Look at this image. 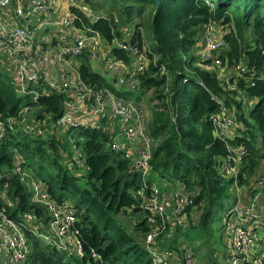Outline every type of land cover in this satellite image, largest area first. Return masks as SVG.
I'll return each mask as SVG.
<instances>
[{
  "label": "trees",
  "instance_id": "1",
  "mask_svg": "<svg viewBox=\"0 0 264 264\" xmlns=\"http://www.w3.org/2000/svg\"><path fill=\"white\" fill-rule=\"evenodd\" d=\"M84 1L96 15L92 19L72 5L70 9L77 14L76 25H91L107 43L118 35L114 9L127 22L132 15L142 14L148 1L153 5L147 28L153 39L152 51L158 55L156 60L152 59V51H147V66L138 72L130 65L129 55L112 46V53L128 66L121 74L108 77L95 70L87 51L78 56L77 71L93 88L105 87L138 104L147 90L151 91L147 98L146 131L156 143L151 147L146 180L169 182L172 187L181 185L194 201V207L187 209L188 216L191 209L200 210L195 221H188L184 229L185 223L176 226L170 237H159L161 247L168 246L180 254L184 242L179 236L196 231L198 237H191L201 239L205 232L210 234L215 208L222 213L232 204L234 182L247 185L251 192L258 176L264 155V78L260 77L264 68V0H160L157 6L153 0H132L141 3L137 7L134 3ZM105 4L107 13H99L96 7ZM208 22L224 25L227 46L218 50L222 62L232 67L244 61L253 74L235 75L234 89L226 87L224 78L207 68L202 54L197 52ZM138 25L134 24L128 40L141 47L143 34ZM120 75L126 81L119 82ZM131 75L137 79L134 87L127 84ZM33 91L37 92L36 98L32 97ZM216 96L229 108L235 106L234 116L240 122L227 139L245 151L236 176H225L218 170L219 159L226 155L228 146L224 138L214 136L210 115L219 107ZM65 99L63 92L49 88L43 81L30 83L25 92H19L13 73L0 57V120L5 123V133L0 136V207L16 220H22L24 212L39 216L44 211L15 171L20 162L24 170L28 169L47 187L52 198L72 204L80 228L82 253L69 255L74 258L68 259H64L65 252L26 230L29 264H152L144 242L149 229L146 212L134 193L143 182L141 173L134 171L123 149L110 146L115 132L104 127V120L98 126L67 125V135L76 138V144L81 146L85 168L78 169L82 167L75 160L62 161L64 145L56 120L64 110ZM242 100L253 101L248 116L259 130V144L246 134H251L252 125L242 112ZM23 105L35 109V120L45 126L44 134L26 132L19 122L8 126L7 118L17 117ZM229 246L227 243V251H223L226 255L222 253L226 259ZM92 251L98 258L92 256Z\"/></svg>",
  "mask_w": 264,
  "mask_h": 264
},
{
  "label": "built area",
  "instance_id": "2",
  "mask_svg": "<svg viewBox=\"0 0 264 264\" xmlns=\"http://www.w3.org/2000/svg\"><path fill=\"white\" fill-rule=\"evenodd\" d=\"M55 5L56 0H0V53L6 56L4 61L10 65L17 90L23 93L30 83L43 81L49 88L63 92L66 96L64 110L56 120L57 125L98 126L104 120V127L115 132L110 146L123 149L134 171H139L143 177L142 184L134 193L139 199V206L146 212L149 229L144 242L151 255V263L193 264L192 250L184 243L178 255L159 244V237L172 235L176 226L187 220V209L194 207L191 193L183 190L181 185L172 187L169 182H147L151 147L155 140L146 131L147 121L142 108L132 98L117 96L105 87L93 88L81 79L77 71L78 56L84 51L89 52L91 59L102 54L106 48L104 40L91 25H76L77 14L69 8L62 16L52 15L56 10ZM77 8L90 16L86 6L78 4ZM48 29L51 33H48ZM224 33V25L220 22L205 25L202 59L206 61L207 68L216 70L218 76L229 68L218 55V50L227 46ZM116 37L108 42L112 45L107 48V53L113 58L105 59L107 69L128 67L112 53L111 47L115 46L129 55L135 64V71H142L148 63L145 43L140 47L128 39L117 40ZM232 68L236 74L225 73L221 76L230 89L236 88L235 75H253L244 61H239ZM52 70L55 73H51ZM260 77L264 78V68ZM118 80L121 83L126 81L123 75ZM136 82L132 75L127 79L131 87ZM33 92L32 97L36 98L37 92ZM240 96L244 98L242 93ZM216 100L218 110L210 115L215 125L214 136L224 138L228 146L226 155L219 159L218 170L225 176H236L237 166L245 151L242 146L230 144L227 139L232 137L233 130L240 122L220 98L216 96ZM30 109L29 105H23L17 117L7 118L8 126L19 122L20 128L26 132L44 134L38 120L28 121L26 114ZM112 119L116 122L113 123ZM4 133L5 123L0 120V136ZM74 160L77 165H82L85 159L81 152L75 151ZM17 165L15 171L20 173V179L27 183L31 197L44 207V211L39 216L24 212L22 220H16L0 207V264H29L30 241L26 230L68 255L80 256V228L72 204L66 200L56 201L38 178L27 174L20 162ZM259 167L253 190L250 192L247 185L234 182L232 204L221 213L222 230L227 233L226 239L231 248L229 264H264V250L258 249L259 241L264 243V239L257 233V228L264 226L260 201V188L264 186V155ZM92 256L98 258L99 255L92 251ZM174 259L179 262L175 263Z\"/></svg>",
  "mask_w": 264,
  "mask_h": 264
},
{
  "label": "rangeland",
  "instance_id": "3",
  "mask_svg": "<svg viewBox=\"0 0 264 264\" xmlns=\"http://www.w3.org/2000/svg\"><path fill=\"white\" fill-rule=\"evenodd\" d=\"M75 1H77V0H75ZM89 1L91 2L92 0H89ZM95 1L99 2L101 0H95ZM107 1H108V3L109 2L110 3L117 2L119 4H121V3H126V4L134 3V6H136V7L141 5L140 2H138V1L132 2V0H107ZM85 3L88 6V8H91L87 4V2H85ZM104 8L108 9V5L105 4L104 7L103 6L102 7L101 6L96 7V10L98 9V12L101 14H106L107 11ZM91 10H92L91 13L94 12L93 9H91ZM152 11H153V5L151 2L148 1V3H146V5L144 6L141 15H138V16L132 15L130 17V20H128L126 22V21H123L124 19L120 15H118L117 11L114 9L113 15L116 18L115 19V21H116L115 22L116 23L115 29L116 30L118 29V35L116 37L117 40L129 39L131 36V32L133 30L134 24L138 23V24H140V25H138L139 29L142 31V34H143V42L145 43L147 50L152 51L153 39H152L151 34L149 33V28H147L148 27V21L152 15ZM95 15H96V13H92V17H94ZM121 18L123 20H121ZM104 44L106 47L104 50L105 51L104 57L108 61V60L113 58V56L110 53H107L108 52L107 48L110 47L112 45V43L110 44V43H107L104 41ZM203 44H204V36L202 37L200 42H198L199 48L197 49V52L201 53V49H202ZM152 53H153L152 59L156 60V58H158V55H156L153 51H152ZM0 57L3 58L4 60L6 59V56L1 54V53H0ZM147 58H148V56H147ZM105 62L106 61L102 57H100V55L97 56V59H93L90 61L91 66L95 70H97L100 73L105 74L108 77L112 76L113 74H116V76H118L119 74L122 73V68H119L116 70L115 69H107ZM225 73L236 74V71L232 67H229L225 70V72H223V74L221 76L223 77V75ZM221 76H219V77H221ZM150 93H151V91L147 90V92L144 94L143 98L139 101V105L144 112L145 121H147V119L149 118L147 98L149 97ZM247 103H248V105H247ZM252 103H253V101L247 102L246 100H242V104H243L242 112H243L244 116L248 119L250 124L252 125L251 130H250L251 134L250 133H246V134L252 135L254 137V139H256L255 140L256 143L259 144V137H258L259 130H258L257 126L255 125L254 121L248 116V111H249V108L251 107ZM230 109H231V114L234 115L235 110H236L235 106L234 107L232 106ZM35 112H36L35 109L32 107L30 109V111L26 114L28 121L35 120V114H34ZM239 112H241V110H239ZM112 122L115 123L116 120L112 119ZM42 127H43V125H42ZM43 128H44L43 130H45V126ZM56 128H57L58 133H59V138L64 145V148L62 149L63 156L61 159H62V161L67 159L70 163H73L74 157H75V151H79L83 155L81 146L79 144H76V138H71L67 135V133H66V130L68 128L67 126H59L58 125V126H56ZM118 135H119V137L122 138V134L120 132L118 133ZM154 143H156V142H154ZM82 166L83 165H80V167H82ZM84 168L85 167L78 168V169L83 170ZM24 171L27 174L31 175V173H29L28 169H25ZM32 196H33V194H32ZM261 200H264V194L262 192H261V196H260V201ZM199 211L200 210L197 208L191 209L190 217L188 216L187 220L185 221V225L183 226V229L188 225V221H192V220L195 221V218L197 217ZM212 214H213L212 220H211L210 225H209L210 234H208V232H205L201 239L192 238V237H198L196 231L193 233V235L189 234V236H183V235L179 236L182 238L184 244L191 248L192 253H193V257H194L193 264H212L214 260L216 261L215 264H219V263L220 264H229V257L226 259V257H224V255H222V253L227 251V240H226L227 233H225L222 230L221 212H220L219 208L216 207ZM257 233H258L259 237L263 236L262 238L264 239V226H263V228H262V226L258 227ZM167 240H169V238ZM198 242H200L199 246H198ZM259 245L261 246L260 241H259ZM212 250H215L214 251L215 254L212 253ZM228 250L231 251L230 246L228 247ZM172 251H173V249H172ZM176 254L178 255L177 252H176ZM68 258H74V257L69 256L68 254L65 253L64 259H68ZM178 258H180V257L178 256ZM174 262L178 263L179 260L174 259Z\"/></svg>",
  "mask_w": 264,
  "mask_h": 264
},
{
  "label": "crops",
  "instance_id": "4",
  "mask_svg": "<svg viewBox=\"0 0 264 264\" xmlns=\"http://www.w3.org/2000/svg\"><path fill=\"white\" fill-rule=\"evenodd\" d=\"M77 1H75V0H56V5H55L56 10H55V12L52 15H60V16H62V15H64L68 11V8L70 9V7L72 5H74V6L77 7L78 4H81V5L86 6V8L90 12V16H92V13L93 12L91 13L90 8H88V6L86 5L85 1L84 0H77ZM92 19H93V17H92ZM48 33H51V30L48 29ZM48 33H46V34H48ZM104 53L105 52H103L102 54H99V55H100V57H102L105 60ZM93 59H97V57H94L92 59L90 58V61L93 60ZM130 61H131V63L133 62L132 60H130ZM8 64L9 63H6V66L9 69L10 68V65L8 66ZM130 65L134 67L135 64L133 62ZM53 72L55 73V70H52L51 73H53ZM257 170H258L257 172L259 173L260 172V167L259 166H258V169ZM260 189L262 190V193L264 194V186L262 188H260ZM262 214H263V218H264V200H262ZM261 237H263V236H261ZM228 242L229 241H227V243ZM258 247H259L258 248L259 250H264V243L262 242L261 243V246L259 245Z\"/></svg>",
  "mask_w": 264,
  "mask_h": 264
},
{
  "label": "water",
  "instance_id": "5",
  "mask_svg": "<svg viewBox=\"0 0 264 264\" xmlns=\"http://www.w3.org/2000/svg\"><path fill=\"white\" fill-rule=\"evenodd\" d=\"M155 2V5L157 6L160 3V0H153Z\"/></svg>",
  "mask_w": 264,
  "mask_h": 264
}]
</instances>
